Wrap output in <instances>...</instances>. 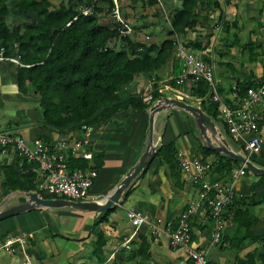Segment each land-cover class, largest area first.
<instances>
[{
  "label": "crops",
  "instance_id": "1",
  "mask_svg": "<svg viewBox=\"0 0 264 264\" xmlns=\"http://www.w3.org/2000/svg\"><path fill=\"white\" fill-rule=\"evenodd\" d=\"M97 1L98 8L101 9V23L113 24L114 20L106 13L107 0ZM160 1L162 5L156 0H120L121 14L132 26L136 41H159L163 36V18L170 17L182 3L181 0ZM218 3L219 10L205 13L213 29L190 31L184 41H193L197 36L204 37L206 33L212 32L210 42L201 56L212 57L215 73L217 74L218 69L221 76L218 91L224 101L230 103L233 88L237 89L249 82L257 86L264 76V0H218ZM219 16L222 17L220 23L217 22ZM222 21L229 25L226 34L221 31ZM206 50L210 51L209 54ZM17 70L18 66L14 63L0 62V130H9L28 143L49 136L54 145L58 144L60 139L74 143L88 134L91 144L88 151L92 153L91 164L98 168L90 200H102L117 187L144 153L148 141V114L125 108L107 123L88 128L85 132L75 130L60 136L50 127L41 124L39 95L35 94L32 88L24 92L18 89ZM172 72L173 59L160 71L137 77L128 87L127 94H141L145 98L150 93L149 87L156 84V88L163 91V96L164 93L170 94L167 97L172 98L186 95L178 91L185 89L171 87L169 77L173 76ZM176 75L178 74H174ZM219 129L230 147L234 146L233 149L237 151V146L221 128ZM155 131L157 146L160 141L173 142L180 158L200 159L206 168V179L231 186L235 192L234 200L251 195L254 187V199H260L261 203L253 209L258 221L252 226L251 233L254 237L264 238V178L246 173L237 179H233L231 175L230 179L214 181L211 170L217 156H202L199 150L202 141L198 130L191 116L183 110L169 109L159 113L155 121ZM260 138L261 150L253 155L255 163L251 157L249 160L257 167L264 168V118L260 123ZM64 152L67 156L81 159L80 151L74 154L69 150ZM8 172L15 176L17 172H27L20 156L5 157L0 154V211L27 201L28 193L11 191L4 186L6 177H10ZM199 192V184L192 182L190 175L181 171L179 185L173 184L166 167L155 158L144 173L132 181L115 205L116 210L102 223L98 222L104 212L68 209H35L1 220L0 264L25 262L20 250L7 253L1 249L2 243L9 237H25L24 250L31 264H188L186 251L172 247L168 233L176 229L179 217L190 203L197 201ZM130 209L145 216L147 222L138 227L133 225L127 216ZM201 215L203 214H197L191 220L193 243L197 248L207 251L209 264H264V239L247 240L246 246L241 250H235L229 244L234 234L230 209L223 211L225 227L222 239L229 245L223 248L211 245L213 222L207 216ZM153 227L158 230L154 231ZM96 231H102L107 238L103 247L102 262H98L92 255ZM133 233L135 235L127 249L124 242ZM140 238H145L148 243L149 257H146V254L137 255L131 260L128 258L129 252L138 249ZM252 254L254 257L248 258Z\"/></svg>",
  "mask_w": 264,
  "mask_h": 264
},
{
  "label": "trees",
  "instance_id": "2",
  "mask_svg": "<svg viewBox=\"0 0 264 264\" xmlns=\"http://www.w3.org/2000/svg\"><path fill=\"white\" fill-rule=\"evenodd\" d=\"M52 1L0 0V49L5 50L6 56L18 57L22 65L18 66L17 70L18 89L24 92L32 88L35 94L39 95L38 109L41 114V124L50 127L60 136L75 130L85 132L88 128L107 123L117 112L125 108L148 114L153 103L163 96L158 92L156 84L152 87L150 102L144 101L141 94H127L128 87L137 77L160 71L171 59H173L172 77L174 74H179L180 64L175 57L177 38L188 48L203 51L210 42L212 32L206 33L204 37L197 36L193 41H184L186 34L190 31L199 32L201 28L212 30L210 19L205 13L220 9L218 0H181L180 7L176 8L167 19L163 18L161 39L152 43H143L135 40L133 28L128 35L120 34L121 26L115 22L114 5L109 0H107L106 13L110 14L114 23L108 25L101 23L99 19L101 9L98 8L97 0H55L59 2L56 6ZM10 2L13 5L11 8H9ZM86 8L91 9V13L83 15L81 11ZM8 17L22 21L21 25L11 29L7 22ZM221 18L219 16L217 19L218 23L221 22ZM29 20L33 22L25 23ZM228 28L229 25L222 21L223 34L227 33ZM203 59L209 61L208 57ZM169 83L174 89L181 88L173 81ZM250 87L256 86L253 82H249L238 87L237 92L241 95ZM183 89L187 91L190 101L200 100L197 105L216 124L220 123L218 104L209 99V87L204 80H199L190 88ZM184 101L191 103L187 99ZM191 119L194 122L192 117ZM41 140L52 147L54 145L49 136H44ZM199 150L204 158L209 155L217 156V161L211 170L214 181L230 179L239 166L237 162L208 149L203 144L199 145ZM253 157L250 158L252 162H254ZM155 158L166 167L172 183L179 185L180 162L175 144L160 141ZM22 159L23 168L27 172L24 174L17 172L16 176L8 172L10 177H6L4 186L11 191L37 193L45 199H65L40 190L36 185V164ZM68 165L70 171L93 169L96 174L98 173V168L92 165L91 161L75 159L70 155ZM263 178L264 176H261V179ZM91 190L92 188L89 194ZM253 190L254 187L251 195L233 200L225 207L232 212L234 234L229 244L235 250H241L246 246L247 240L264 239L254 237L251 233L252 226L258 221L253 209L261 203L260 199L258 201L254 199ZM127 193L128 191L125 195ZM115 210L116 206H113L104 212L98 223L107 220ZM106 239L102 231H96L92 243V255L98 262L104 259L103 247ZM224 243L227 242L222 239L218 246L223 248ZM147 246L146 239L140 238L138 249L130 251L128 258L132 260L137 255L144 254L149 257ZM253 257L254 254L248 258ZM188 264L192 262L188 260Z\"/></svg>",
  "mask_w": 264,
  "mask_h": 264
},
{
  "label": "built area",
  "instance_id": "3",
  "mask_svg": "<svg viewBox=\"0 0 264 264\" xmlns=\"http://www.w3.org/2000/svg\"><path fill=\"white\" fill-rule=\"evenodd\" d=\"M113 3V17L115 22L121 26L120 34L128 35L132 32L131 25L125 20L120 11V0H109ZM162 5L160 0H156ZM83 15L91 13V9H83ZM175 57L180 64V73L177 76L169 77V82H174L181 88H190L195 82L204 80L208 84L209 99L218 104V128L224 131L229 140L234 143L242 156L250 158L261 150L260 123L264 118V76L256 87L247 88L245 93L239 94L236 88L232 89L231 102L227 103L217 88V77L210 56L205 61L201 56L203 51L197 52L188 48L180 39L176 40ZM210 51L206 50L209 54ZM0 62H11L22 66L15 56H6L5 50L0 49ZM150 92L144 101H152ZM158 92L163 93L162 90ZM179 97V96H178ZM189 99L187 95H181L179 99ZM187 99V100H188ZM190 100V99H189ZM198 104L200 100H196ZM226 132V133H225ZM247 138H246V137ZM90 139L86 134L82 139L69 143L60 139L58 144L48 145L41 139L31 143L26 142L21 136L9 131L0 130V154L8 157L17 155L28 162L36 164V185L37 187L54 196L65 197L71 201H90L89 191L97 176L93 169L70 171L68 156L64 151L69 150L71 154L80 151V158L91 161L92 153L88 151ZM180 171L190 175L192 182L199 184L200 192L197 201L190 203L178 219L177 227L173 232L168 233L170 245L174 248H182L192 264H209L207 251L197 248L193 243V230L191 220L197 214L207 216L212 220L211 245H218L222 242V233L225 227L223 211L230 205L235 197L231 186L220 182H210L206 179V168L198 158H180ZM247 170L240 165L232 174L233 179L244 176ZM128 219L136 227L147 222V218L135 212L133 209L127 211ZM154 231L158 229L153 227ZM135 233L124 242V247L129 248V243ZM25 237H9L1 245V249L7 253H14L20 250L25 258L24 264H31L29 256L25 253ZM227 246V243H224Z\"/></svg>",
  "mask_w": 264,
  "mask_h": 264
},
{
  "label": "water",
  "instance_id": "4",
  "mask_svg": "<svg viewBox=\"0 0 264 264\" xmlns=\"http://www.w3.org/2000/svg\"><path fill=\"white\" fill-rule=\"evenodd\" d=\"M197 104V102L187 103L182 99L167 96H161L153 103L148 112V141L144 153L138 162L126 173L117 187L102 200L71 201L67 199H45L37 193H29L26 195V202L0 211V221L35 209L70 208L76 211L95 213L110 210L118 204L121 196L128 189L132 181L142 174L152 163L157 151V141L155 140L156 117L159 113L169 109L183 110L194 119L202 144L208 149L227 156L239 165H244L246 170L253 175L264 176V168L257 167L248 158L233 150L215 122Z\"/></svg>",
  "mask_w": 264,
  "mask_h": 264
},
{
  "label": "rangeland",
  "instance_id": "5",
  "mask_svg": "<svg viewBox=\"0 0 264 264\" xmlns=\"http://www.w3.org/2000/svg\"><path fill=\"white\" fill-rule=\"evenodd\" d=\"M53 3H54V5L56 6V5H58V1H55V0H53L52 1ZM11 7H13V5H12V2H10L9 3V8H11ZM35 19L33 18V21H34ZM32 20H29V21H26L25 23H32L33 22ZM7 22H8V25H9V27H11V29H13L14 27H16L17 25L18 26H20L21 25V23H22V21H20V20H16V19H14V18H12V17H8V19H7ZM216 71H217V74H216V76H217V88H218V86L220 85V81H219V78H221V76H220V74H218V69H216ZM225 88H226V86H224ZM181 89V88H180ZM179 92H181V93H186V95H187V91H185V90H178ZM170 94H168V93H164V96H169ZM188 99V98H187ZM190 99V98H189ZM188 99V100H189ZM186 100V99H185ZM190 101V100H189ZM188 101V102H189ZM190 102H193V100H191ZM225 136V135H224ZM233 148H235L234 146H232ZM232 148V149H233ZM234 150V149H233ZM57 197H59V198H61V196H57ZM63 209H68V210H71V211H73V209H70V208H63ZM54 210H58V209H54ZM76 211V210H75Z\"/></svg>",
  "mask_w": 264,
  "mask_h": 264
}]
</instances>
